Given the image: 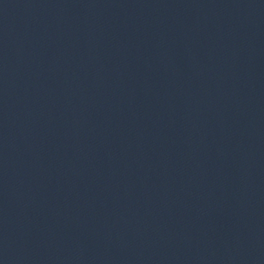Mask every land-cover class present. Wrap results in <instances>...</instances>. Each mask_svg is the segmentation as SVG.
<instances>
[{
  "label": "water",
  "instance_id": "obj_1",
  "mask_svg": "<svg viewBox=\"0 0 264 264\" xmlns=\"http://www.w3.org/2000/svg\"><path fill=\"white\" fill-rule=\"evenodd\" d=\"M0 264H264V0H0Z\"/></svg>",
  "mask_w": 264,
  "mask_h": 264
}]
</instances>
